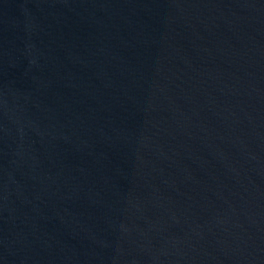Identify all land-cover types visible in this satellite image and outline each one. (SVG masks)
Instances as JSON below:
<instances>
[{
  "label": "water",
  "instance_id": "1",
  "mask_svg": "<svg viewBox=\"0 0 264 264\" xmlns=\"http://www.w3.org/2000/svg\"><path fill=\"white\" fill-rule=\"evenodd\" d=\"M0 264H264V0H0Z\"/></svg>",
  "mask_w": 264,
  "mask_h": 264
}]
</instances>
